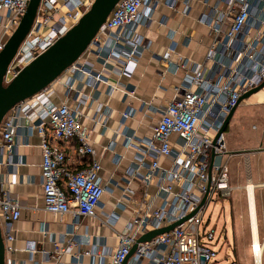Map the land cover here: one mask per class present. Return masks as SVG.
I'll use <instances>...</instances> for the list:
<instances>
[{
  "label": "built area",
  "instance_id": "built-area-1",
  "mask_svg": "<svg viewBox=\"0 0 264 264\" xmlns=\"http://www.w3.org/2000/svg\"><path fill=\"white\" fill-rule=\"evenodd\" d=\"M30 1L0 0V53L21 23ZM94 1L41 0L33 26L7 70L5 84L11 83L76 26ZM161 6L184 18L198 9L197 22L209 29L212 43L204 65L189 58L176 62L173 56L178 43L172 38L161 60L173 73H183L182 86L176 89L174 99L167 106L156 111L160 118L151 128V136L142 137L129 129L123 132L124 147L133 156L126 171L119 169L124 156L115 153L112 142L106 150L113 154L115 168L108 178L103 177L104 170L90 132L82 123L79 103L72 107L43 97L47 91L54 92L56 81L17 104L0 124V169L13 171L24 166L26 162L16 157L20 148L37 135L42 151L44 210L74 218L62 238L54 242L56 256L52 258L57 261L81 245L82 238L78 239L76 234L81 220L96 218L103 197L115 190L121 192L118 209L123 213L130 211L131 215L125 220L122 232H116L118 245L106 264H125L135 245L136 251L128 264H213L218 260V252L202 242L199 227L213 198H231L234 191L229 167L233 156L227 151L225 134L220 132L232 110L241 104V98L264 84V0H120L86 52L65 72L71 77L66 87L79 98L81 90L77 82L86 76L88 86L96 88L104 83L111 93L117 90L102 71L90 68L84 59L95 57L105 68L115 66L123 73L131 72L145 48L139 29L167 23L165 16L159 22L155 20ZM126 94L134 96V92ZM89 99L90 106L94 99ZM111 112L104 106L102 113H95L93 122L106 128L105 120ZM137 113L133 108L123 112L121 126ZM22 119L30 125H23ZM71 147H75L78 164L84 165L81 170L74 171L68 166ZM22 210L20 199L0 179L5 264H24L14 257L17 251L14 230ZM247 211L251 234L249 258L255 261L258 254L261 260L252 264H264V236L260 234L255 199L253 204L247 201ZM182 220L185 221L168 233L138 243L148 233ZM204 236L213 241L215 231ZM22 250L33 255L38 252L35 244H26ZM98 253L95 250L94 255ZM43 255L45 262L50 260L48 253ZM79 257L72 254L74 262Z\"/></svg>",
  "mask_w": 264,
  "mask_h": 264
},
{
  "label": "crops",
  "instance_id": "crops-1",
  "mask_svg": "<svg viewBox=\"0 0 264 264\" xmlns=\"http://www.w3.org/2000/svg\"><path fill=\"white\" fill-rule=\"evenodd\" d=\"M197 11L198 9H195L191 16L184 18L161 6L155 20L159 22L165 16L167 23L165 26H159L156 23L150 28L139 29V35L145 39V48L137 64L129 73H123L115 66L105 68L102 62L95 57L89 56L84 59L90 68L97 72L102 71L104 77L117 87V90L112 93L104 83L98 84L96 88L86 85L87 77L81 76L77 82L81 95L77 98L76 93L66 87L71 80L68 73L63 74L54 83V88H52L54 92L50 89L51 91L44 93L43 97L57 104L67 103L76 107L79 103L83 113L82 123L90 132L91 140L97 151V159L104 170L102 173L104 178H108L109 173L115 168L112 162L113 154L106 150L110 143L115 142V153L124 156L119 169L122 172L126 171L133 156L124 147L123 132L129 129L142 137L151 136V128L160 118L156 111L167 106L174 99L176 89L182 86L183 73H173L172 69L161 60L166 55L172 38L178 43L176 55L173 56L176 62L189 58L198 64H205L212 36L208 28L197 22ZM1 32L0 29V34ZM127 92H134V96L126 94ZM89 98L94 99L90 106L87 102ZM243 102L247 105H264V89ZM240 105L236 108L227 129ZM104 106L112 110L110 117L105 120L106 128L93 122L95 113L98 111L102 113ZM128 108H133L138 113L134 118L127 120L124 126H121V115ZM21 123L30 125L24 119ZM23 140H25L24 137ZM68 153V166L74 171L83 169L84 165L78 164L75 147H71ZM244 156L248 155L244 154ZM17 159L24 160L26 164L13 171L0 169V179L20 199L23 206L22 217L16 223L14 230L16 236L14 247L17 249L14 257L17 262L24 264H33L35 261L45 264H106L118 245L116 232H122L125 220L131 215L130 211L123 213L117 207L121 192L115 190L112 195L108 194L103 197L100 207L97 208L96 218L81 220L76 232L77 238H82L81 245L72 248L69 253L64 254L57 261L52 258L56 256L54 242L62 238L73 224L74 218L70 214L56 216L44 210L40 167L42 151L40 138L37 135L29 139L27 146L20 148ZM232 159L233 157L230 161ZM247 159L244 158V161ZM166 163L163 161V164ZM26 244H35L38 252L33 255L22 250ZM62 246L66 247V243L62 242ZM95 250L99 252L96 255H94ZM86 252H91V255H86ZM43 253L49 254V261L45 262ZM72 254L80 256L78 262L73 261Z\"/></svg>",
  "mask_w": 264,
  "mask_h": 264
},
{
  "label": "rangeland",
  "instance_id": "rangeland-1",
  "mask_svg": "<svg viewBox=\"0 0 264 264\" xmlns=\"http://www.w3.org/2000/svg\"><path fill=\"white\" fill-rule=\"evenodd\" d=\"M226 148L234 153L229 162L231 198L215 196L203 215L199 233L202 242L218 252L213 264H252L250 260L251 234L247 211V187L250 182L256 188V201L264 236V105H247L242 102L229 129L225 132ZM257 150H263L256 152ZM245 152H252L247 157ZM244 158H248L244 161ZM214 230L215 239L209 241L204 234Z\"/></svg>",
  "mask_w": 264,
  "mask_h": 264
},
{
  "label": "water",
  "instance_id": "water-1",
  "mask_svg": "<svg viewBox=\"0 0 264 264\" xmlns=\"http://www.w3.org/2000/svg\"><path fill=\"white\" fill-rule=\"evenodd\" d=\"M119 2L120 0H95L91 8L83 15L76 26L46 53L39 56L30 65L24 68L11 83L6 85L5 76L7 70L15 58L21 44L29 34L41 3V0L30 1L27 12L21 23L8 39L3 51L0 53V124L7 113L17 104L31 99L45 90L82 57ZM263 88L264 84L248 92L241 98V102L258 93ZM235 110L236 108L232 110L220 135L227 130ZM261 151L263 150H257L256 152ZM251 153L252 152H245L244 154L250 155ZM184 221L185 220H182L170 227L150 232L143 236L138 243L150 242L154 237L168 233L176 226L181 225ZM136 248L137 245L134 246L125 264H128ZM0 264H5V248L1 228Z\"/></svg>",
  "mask_w": 264,
  "mask_h": 264
},
{
  "label": "bare ground",
  "instance_id": "bare-ground-1",
  "mask_svg": "<svg viewBox=\"0 0 264 264\" xmlns=\"http://www.w3.org/2000/svg\"><path fill=\"white\" fill-rule=\"evenodd\" d=\"M256 186L254 184H252L251 182L249 183L248 187H247V196H246V200L250 201L251 204H253L254 202V199H255V204H256ZM253 224H254V228H253V232H254V236H255V246L258 247L257 245V241H256V229H255V218H253ZM258 224V222H257ZM259 255L257 254V259H255V261H252L253 263L254 262H259L261 259L260 257H258Z\"/></svg>",
  "mask_w": 264,
  "mask_h": 264
}]
</instances>
